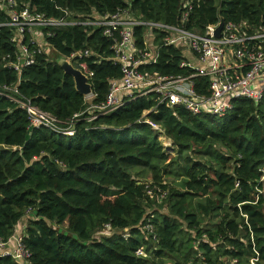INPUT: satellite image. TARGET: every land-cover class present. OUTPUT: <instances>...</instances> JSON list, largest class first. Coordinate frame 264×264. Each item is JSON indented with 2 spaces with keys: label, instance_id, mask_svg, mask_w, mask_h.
I'll use <instances>...</instances> for the list:
<instances>
[{
  "label": "trees",
  "instance_id": "trees-1",
  "mask_svg": "<svg viewBox=\"0 0 264 264\" xmlns=\"http://www.w3.org/2000/svg\"><path fill=\"white\" fill-rule=\"evenodd\" d=\"M18 2L46 17L64 9L84 18L128 7L141 19L167 24H176L188 3V29L202 32L220 18L264 27V0ZM50 31L46 39L57 55L91 50L85 58L93 71L90 103L102 102L109 79L120 76L118 64L105 59L113 54L111 39L83 24ZM10 39V29L0 27V84H16L60 125L78 116L72 135L33 127L25 110L0 96V239L8 241L24 221L21 242L30 253L23 262L0 255V264H250L253 245L255 264H264V92L257 101L234 98L221 116L158 104L150 93L89 119L84 95L50 51L36 52L20 74L5 66L14 59ZM135 39L145 48L141 27ZM182 58L180 48L163 45L155 63L140 69L186 75L191 70L179 66ZM145 119L160 125L175 157ZM168 175L177 186L164 180Z\"/></svg>",
  "mask_w": 264,
  "mask_h": 264
},
{
  "label": "built area",
  "instance_id": "built-area-1",
  "mask_svg": "<svg viewBox=\"0 0 264 264\" xmlns=\"http://www.w3.org/2000/svg\"><path fill=\"white\" fill-rule=\"evenodd\" d=\"M189 7L188 3L183 5L182 15L176 24H167L141 19L128 7L118 8L110 14H92L84 18H77L75 13L64 9L62 16L46 17L28 3L21 5L18 0H0V12L6 16L4 20L0 19V27L10 29V42L15 45L14 59H8L5 66L20 74L25 66L34 63L36 52H48L47 48L51 46L46 37L51 35L50 28L83 24L101 28L102 34L111 39L113 54L105 59L113 61L120 68V76L109 79L104 100L90 103L87 107L89 119L116 109L126 100L150 93L156 94L158 104L164 103L171 108L183 107L192 114L206 113L215 116H221L230 110L234 98L259 100L264 92V27L250 28L245 22L224 21L217 35L215 31L220 22L218 20L205 26L202 32L188 29L185 22ZM136 27L142 28L143 36L145 30L154 36L159 35V32L164 33L156 44L155 51H151L146 43L145 48L136 46ZM42 28L45 33H42ZM26 33H30L27 41L32 43L33 48L25 42ZM163 45L180 48L183 58L179 66L190 69L191 72L186 75H162L142 71L140 66L155 63L158 49ZM91 54V50L84 48L64 56L73 67L80 70L88 82L93 71L85 58ZM5 57H9V54ZM200 78L202 80L197 84ZM0 96L9 98L25 110L30 126H44L61 134H73L74 117L78 115H74L65 126L60 125L50 112L23 98L16 84H0ZM84 97L92 98V92ZM144 121L154 131L163 133L159 124L148 119ZM160 138L166 140L164 136ZM169 142L170 140L168 144ZM260 171L261 180H264V165ZM147 192L151 194L149 190ZM10 239L6 242L0 239V255L11 256L22 262L27 260L30 253L21 239L14 238V244L9 243ZM253 253L250 264H255L258 260L254 245ZM136 254L144 253L139 248Z\"/></svg>",
  "mask_w": 264,
  "mask_h": 264
},
{
  "label": "water",
  "instance_id": "water-1",
  "mask_svg": "<svg viewBox=\"0 0 264 264\" xmlns=\"http://www.w3.org/2000/svg\"><path fill=\"white\" fill-rule=\"evenodd\" d=\"M219 21V25L217 26L215 31L217 35L219 34L224 20L220 18ZM56 62L64 73L70 75L73 78L74 86L77 92L81 93L84 96H88L91 93V85L88 82L87 78L80 72V70L73 67L71 63L68 62L62 55L56 58Z\"/></svg>",
  "mask_w": 264,
  "mask_h": 264
},
{
  "label": "rangeland",
  "instance_id": "rangeland-1",
  "mask_svg": "<svg viewBox=\"0 0 264 264\" xmlns=\"http://www.w3.org/2000/svg\"><path fill=\"white\" fill-rule=\"evenodd\" d=\"M29 4V3H28ZM50 53H52L53 55H56V57L55 58H58L59 56L57 55V53L54 51V50H50ZM86 101H87V103L88 104H90V102H91V98H86L85 99ZM157 132V131H156ZM165 134H163V133H157V136H158V139L162 142V144H163V146L167 149V153L170 155V157H175L176 156V151L174 150V148H173V144H172V141L168 138V137H166V140L164 141L163 140V138H160V136H164ZM165 137V136H164ZM168 140H170V144H168ZM143 180H147V181H144V182H148L150 179H143ZM164 180L165 181H167V182H169V183H173V184H175L176 186H177V184H178V180L174 177V176H172V175H168V176H165L164 177ZM261 194H262V196H263V200H264V183H263V186H262V189H260V191H259ZM162 208H164V207H162ZM163 211H165L164 209H162ZM263 212H264V203H263ZM25 223V222H24ZM106 230V229H105ZM99 231L98 233H105L106 231ZM63 231V230H62ZM64 232H67V231H64ZM68 233V232H67Z\"/></svg>",
  "mask_w": 264,
  "mask_h": 264
},
{
  "label": "crops",
  "instance_id": "crops-1",
  "mask_svg": "<svg viewBox=\"0 0 264 264\" xmlns=\"http://www.w3.org/2000/svg\"><path fill=\"white\" fill-rule=\"evenodd\" d=\"M157 36H154V34L152 33H148L147 30H145V34L143 36V40H144V43H146V45L148 46V48L151 50V51H155L156 50V44H158V42L156 43L155 42V38ZM160 41V40H159ZM42 46L44 47V45L42 44ZM52 49V47H48L47 50L50 51ZM53 50V49H52ZM60 56V55H58ZM188 57H190V54L187 55ZM56 59V58H55ZM145 96V95H144ZM146 113H148L147 110L143 111V116L146 115ZM162 129V128H161ZM163 130V129H162ZM158 133V132H157ZM163 134H164V131H163ZM165 137H167L166 135H164ZM25 223L24 221H21L19 225H17V229L15 231V233L13 234V237L10 239L9 243H12L14 244L15 243V239L17 238H20L21 239V236L22 234L24 233V226Z\"/></svg>",
  "mask_w": 264,
  "mask_h": 264
}]
</instances>
